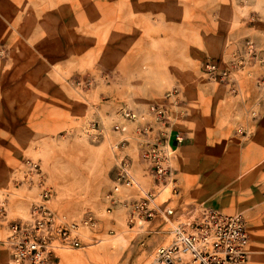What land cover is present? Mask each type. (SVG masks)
I'll return each mask as SVG.
<instances>
[{"label":"crops","instance_id":"crops-1","mask_svg":"<svg viewBox=\"0 0 264 264\" xmlns=\"http://www.w3.org/2000/svg\"><path fill=\"white\" fill-rule=\"evenodd\" d=\"M214 10L220 19L212 22ZM230 13L239 27L227 20ZM236 13L230 0H0V43L6 41L14 49L12 68L0 71V200H6L8 218H25L38 200L36 187L13 183L19 178L22 155L32 154L37 135L48 137L69 126L20 123L22 102L35 95L38 81L41 89L48 87L46 82L53 88L57 65L74 60L102 66L110 75L109 90L129 97L128 103L137 111L164 101L162 80L178 88L187 115L181 121L184 123H172L167 130V145L173 149L172 172L179 188L178 197L169 205L177 214L183 206L204 202L222 214L241 215L250 236L246 264H264V66L255 68L251 78L239 75L236 97H229L227 88L221 86L218 94H227V100L221 102L215 87L200 72L203 62L225 58L245 40L252 41L264 56V25L245 27L243 13ZM219 108L227 111V125L213 123ZM8 111L13 113L11 119L5 114ZM194 113L200 116L196 118ZM231 126H242L246 135L234 134L232 138ZM133 128V124H120L118 133L123 137L120 134L119 139L129 142L125 155L134 179L149 189L152 180L139 157ZM22 133L27 136L25 143L20 139ZM176 133L183 137L181 143L175 141ZM114 166L115 161L111 170ZM55 192L51 208L71 219L83 216L68 215L73 201L62 200L58 187ZM138 197L135 189H122L118 198ZM167 197L164 191L158 199ZM109 216L113 229L97 238L112 240L120 235L126 242L124 209L117 206ZM4 237L2 230L0 240ZM92 237L85 236L83 245L86 240L92 243ZM144 239L150 257L170 236L157 219ZM69 252L60 253L57 264H62ZM100 252L108 257L105 264H133L131 248H101ZM0 264H12L1 243Z\"/></svg>","mask_w":264,"mask_h":264},{"label":"built area","instance_id":"built-area-1","mask_svg":"<svg viewBox=\"0 0 264 264\" xmlns=\"http://www.w3.org/2000/svg\"><path fill=\"white\" fill-rule=\"evenodd\" d=\"M264 66V56L250 40L230 51L225 58L208 59L202 63L200 72L206 82L223 86L237 96L239 75L251 78L255 68ZM160 86L164 99L178 107V88L167 80ZM147 113L122 111L121 119L135 123V138L140 159L147 165L152 187L143 189L131 172L130 161L124 153L128 141L120 139L112 144L116 154L112 171L111 187L103 196L104 212L110 215L117 206L124 209L127 229L147 232L151 222L159 220L166 227L170 239L167 244L155 249L150 264H246L249 255L250 236L241 215H225L207 207L195 216L189 211L176 213L169 205L177 198L179 188L172 172L173 149L167 145L169 106L151 105ZM148 118L151 120L149 123ZM155 127H158L155 130ZM120 131V124L113 126ZM156 131V132H155ZM155 132V133H154ZM175 141L183 137L176 133ZM20 181L39 190L38 200L33 202L25 218L10 220L6 200H0V231L5 237L0 243L6 247L12 264H57L59 254L83 248L82 240L92 235L93 242L101 241L100 221L94 214L85 213L80 219H71L50 207L52 188L39 164L27 160L23 164ZM122 189H135L139 197L121 201ZM167 191L165 201L159 196Z\"/></svg>","mask_w":264,"mask_h":264},{"label":"rangeland","instance_id":"rangeland-1","mask_svg":"<svg viewBox=\"0 0 264 264\" xmlns=\"http://www.w3.org/2000/svg\"><path fill=\"white\" fill-rule=\"evenodd\" d=\"M230 1L237 13H243L242 22L245 27H252L258 23L264 25V0ZM216 13L218 10H214L212 22L220 19L215 15ZM227 16V20L229 19L231 22L232 19L229 17L231 13ZM232 21L235 26L239 27L235 20ZM234 34L237 37H246L243 32H234ZM13 51L12 44L9 45L6 41L0 43V61L5 62L4 66L0 65V71L3 70L2 67H5L6 71L12 68ZM57 66L54 75H57L58 79L52 80L53 88L46 82L47 86L52 89L48 87L41 89L38 81L35 95L25 97L20 112V123H68L69 126L48 137L36 136L31 147L32 154L22 155L19 178L13 183L21 180L25 161L37 162L47 178L48 185L53 190V195L58 187L62 200L73 201L74 207L68 215L75 217L76 214L84 215L90 212L98 217L101 232L110 234L113 226L111 217L104 212L103 196L111 187L113 171L111 166L113 161H116V154L111 147L114 142L120 140L119 137L122 135L115 132L113 126L124 123L133 124V132H135V123L140 122L123 121L121 119L122 111L130 110L134 113L145 114L149 106L164 104L169 106L170 110L167 125L180 123L187 115L185 103L180 98L179 92L178 107H173L170 102L164 99L163 95V102H154L149 104L146 110L137 111L131 108L128 103L129 97L115 95L109 90L110 75L102 66L88 63L77 64L74 60H70L63 66ZM212 85L218 94L217 91L221 90V86ZM231 96L236 97L230 94L229 97ZM217 97L220 102L223 99L227 100V94L224 93L218 94ZM199 100L197 98V101ZM5 114L10 119L13 117L12 111ZM194 114L196 118L200 116V113ZM213 116V123H226V125L230 123L227 111H223L221 108ZM251 116H254V112H251ZM147 121L151 122L149 118ZM241 127H232L230 136L232 138L235 135L245 136L246 133ZM24 136L27 137L22 133L20 137L22 143L27 141ZM233 179L236 180V177ZM234 191L237 193V190ZM78 205H80L79 209H77ZM206 205L204 202L195 203L188 207L183 206L181 211H189L191 216H195L202 209L207 208ZM145 233L137 229H127V233L124 234L127 235L124 236L126 242L121 239L120 235L112 240L105 236L98 243L86 240L87 244L83 245L81 249L69 252L68 258L62 264H105L104 261L108 257L103 255L100 249L119 250L122 247L132 249L133 264H150L153 254L150 257L146 254Z\"/></svg>","mask_w":264,"mask_h":264}]
</instances>
